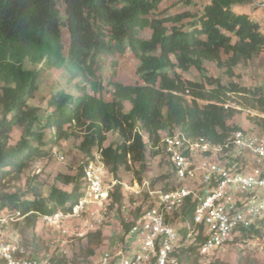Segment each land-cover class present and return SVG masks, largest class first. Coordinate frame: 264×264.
Here are the masks:
<instances>
[{"label":"trees","instance_id":"obj_1","mask_svg":"<svg viewBox=\"0 0 264 264\" xmlns=\"http://www.w3.org/2000/svg\"><path fill=\"white\" fill-rule=\"evenodd\" d=\"M164 1L0 0V185L49 157L62 141L80 139L78 149L84 156L75 174L56 177L71 186L70 192L52 186L47 196L34 187L29 194H2L0 213L20 212L27 225L36 227L41 215L70 204L72 196L78 201L84 188L83 168L95 150L117 178L122 168H145L148 149L159 153L156 147L162 133L180 131L187 137L223 143L233 131L243 130L231 123L243 111L264 129V87L225 84L220 77L208 76L204 65L214 64L231 78L234 68L264 52V28L249 14L233 10L249 0H200L204 5L198 13L186 10L174 16L160 10ZM194 2L180 0L186 7ZM62 26L70 36L67 54ZM146 30L151 33L148 39L142 36ZM127 50L139 61L136 73L142 84L126 86L114 81L113 64V99L106 101L96 82L97 58ZM39 66L63 69L70 83L83 82L76 86V95L66 90L53 93L45 116L31 103L39 89ZM193 69L203 82L184 76ZM124 102L130 104L128 110ZM15 127H21L23 134L12 145ZM109 133L118 134L119 142L106 146ZM113 198L114 203L121 202L120 187ZM195 206L188 199L176 218L193 225ZM130 225L123 228L129 230ZM243 232L245 237L264 236L263 228L255 225ZM85 239L93 253L104 241L103 232ZM33 244L38 250L41 242L34 239ZM182 256L187 264L198 262L195 247L183 250ZM58 264L67 261L61 259Z\"/></svg>","mask_w":264,"mask_h":264},{"label":"built area","instance_id":"obj_2","mask_svg":"<svg viewBox=\"0 0 264 264\" xmlns=\"http://www.w3.org/2000/svg\"><path fill=\"white\" fill-rule=\"evenodd\" d=\"M264 18V0L258 2ZM228 107V105L226 106ZM156 150L169 166L173 183L157 189L151 182L116 178L95 151L83 168L81 198L67 208L41 215L46 250L37 253L33 240L10 230L24 221L20 212L0 213V264H58L68 244L85 239L110 221L109 207L118 187L132 198L148 196L150 203L130 221L129 230H117L114 240L87 259L67 264H187L182 252L196 248L198 264H209L232 243L253 240L264 247V236L245 237L244 228L264 222V129L233 131L223 143L180 131L161 136ZM64 161L65 156L54 153ZM196 203L193 225L176 218L185 202ZM181 225H178V222Z\"/></svg>","mask_w":264,"mask_h":264},{"label":"rangeland","instance_id":"obj_3","mask_svg":"<svg viewBox=\"0 0 264 264\" xmlns=\"http://www.w3.org/2000/svg\"><path fill=\"white\" fill-rule=\"evenodd\" d=\"M203 5L204 1L200 0H195L190 7H186L183 3H180V0H166L162 4L160 10L164 11L165 16H174L186 10L191 13H198ZM183 22L185 23L187 20ZM150 34V31L146 30L142 33V36L148 39ZM69 40L70 36L68 29L62 26V42L65 54H67ZM97 64L98 79L96 82L101 85L99 95H101L106 101L113 99L114 87L110 84V76L113 68H116L117 71V77L114 81L120 82L126 86L142 84L136 73L139 61L136 60L128 50L123 54L115 53L99 56L97 58ZM113 64H115V66L112 68ZM204 65L208 76L214 78L220 77L225 84L231 81L244 87H264V52L259 56L254 57L249 62L240 64L234 68L235 76L231 78L224 70L217 68L214 64L205 62ZM30 67L31 66L28 65V68ZM37 68L41 70L39 76V89L31 103L40 108V114L42 116L46 115L47 101L53 93L58 90H66L72 95H76V86L78 84L83 86V82H80L78 79L70 83L69 76L63 69H45L41 66ZM184 76L193 81H204V78L195 69L191 70L188 74H184ZM88 90L90 92L92 91L90 87ZM124 104L125 109L128 110L130 104L128 102H124ZM248 114L249 112L247 111L241 112V114H238L231 123L240 126L244 130H257L263 128L257 126L254 121H250L248 119ZM250 114L251 116H256L255 113ZM22 134L23 129L21 127H15L11 134L10 143L12 145L17 144L21 139ZM165 134L166 133H162V135ZM119 140L120 138L118 134L109 133L105 145L116 144ZM80 142V139L77 138L62 141L53 149L49 157L32 163L31 166L19 176V178H9L4 181V183L0 185V196L2 194H14L15 192L29 194L32 187L38 188L43 196L48 195L52 186L70 192L71 186L63 185L56 180V177L58 174H75L78 167L82 164L84 156L78 149ZM153 150L154 149L151 147L148 149L145 168H140L139 165L132 166L130 170L122 168L119 170L117 178L124 182H130L133 179L139 182L146 180L151 182V185L154 188L169 189L173 183V178L169 175V166L161 152L159 151L156 155ZM54 153L63 154L65 160H58L55 158ZM75 198V196H72L70 204L75 202ZM150 201V198L146 195L140 198H132L125 196L122 193L121 202L113 203L108 209L109 214L112 217L109 219L110 221L107 225L101 228L104 236L102 245L94 247L93 253H90V246H88L86 239L73 241V243L68 244L67 254L63 259H65L67 263L71 259H87L90 256H94L97 252L105 250L107 245H109V242H111V235L108 232H111L112 230L115 234L124 224H130V221L141 212L143 207L148 206ZM65 207H67V204L65 206H59V209H64ZM178 225L181 224L178 222ZM10 230L26 237L27 241L29 239H35L37 242H41L40 248L37 250L38 254H41L46 250L45 238L47 237L46 235L48 232H46V230L39 224H37L36 227H32L22 221L13 224ZM50 235L51 233L49 236ZM213 260H219V264H264V247L256 244L253 240L248 241L242 246L232 243L221 251Z\"/></svg>","mask_w":264,"mask_h":264},{"label":"crops","instance_id":"obj_4","mask_svg":"<svg viewBox=\"0 0 264 264\" xmlns=\"http://www.w3.org/2000/svg\"><path fill=\"white\" fill-rule=\"evenodd\" d=\"M251 1L249 0V2H247V3L234 6L233 10L236 13L249 14L254 21L259 22V24L262 26V28H264V26H263L264 25L263 14L261 13V10L258 8V2L260 0H253L252 2ZM108 233L111 235V242H112L114 240L113 239L114 238L113 236L115 234L112 232V230H111V232L109 231ZM111 242H109V244ZM108 246L109 245H107V247Z\"/></svg>","mask_w":264,"mask_h":264}]
</instances>
